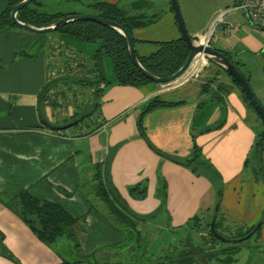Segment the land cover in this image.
Returning a JSON list of instances; mask_svg holds the SVG:
<instances>
[{"label": "crops", "instance_id": "crops-1", "mask_svg": "<svg viewBox=\"0 0 264 264\" xmlns=\"http://www.w3.org/2000/svg\"><path fill=\"white\" fill-rule=\"evenodd\" d=\"M60 1L56 0L54 10L78 12L61 9ZM144 1L148 5L145 11L154 14L164 0ZM234 2L225 0L227 6ZM4 6L6 0H0V16ZM212 18L213 13L192 30V35H202ZM158 19L134 30L139 55L154 51L156 42L180 37L171 15L168 30L155 26ZM226 20L237 23L238 29L229 34L221 30L211 45L237 63L264 106V30L248 22L239 10L228 14ZM68 44L77 51L64 54L76 61L87 62L96 51L93 43L81 42L67 32L53 37L51 33L0 26V234L6 247L0 264H59L67 260L57 245L71 241L62 237L50 245L43 243L23 221L16 202L21 192L57 203L76 218L78 248L84 254L100 245L103 249L100 259L95 253L91 255L95 261L193 264L195 260L172 261L173 255L164 260L155 255L157 258L151 260L148 245L143 252H134L140 243H149V237L133 236L123 241L130 231L143 227L181 230L172 242H193L196 239L191 230L199 224L207 228L218 205L215 224L217 229L227 228L232 221V228L239 232L232 237L233 243L246 241L241 238L260 223L251 235L256 236L252 245H235L240 248L231 264H264V257L258 254L264 251V146L262 151L254 148L262 123L234 81L222 74L210 81L206 76L210 69H206L198 79L177 89L182 95L170 98L172 104L145 111L148 98L169 96L173 91L161 93L158 88L165 84L159 83L117 84L111 60L104 57L105 79L110 84L94 96L93 116L74 124V119H56L53 106L41 94L47 85H61L57 76L61 70L52 62H65L60 55ZM43 121L68 127L52 130ZM88 125L91 127L86 132L74 130ZM97 166L125 208L138 218L129 232L114 225L102 202L92 201L98 199L94 193ZM139 190L144 191L142 195Z\"/></svg>", "mask_w": 264, "mask_h": 264}, {"label": "trees", "instance_id": "trees-1", "mask_svg": "<svg viewBox=\"0 0 264 264\" xmlns=\"http://www.w3.org/2000/svg\"><path fill=\"white\" fill-rule=\"evenodd\" d=\"M19 1L21 0H6V6H4L5 8L0 16V26L2 28L15 27V25L10 20V12L12 7L15 6V4ZM48 6L51 5L44 3L43 0H32L28 6H23L18 10L17 19L32 26L39 27L52 23L60 17H66L68 14H83L80 12L65 13L63 11L54 10L53 7L49 8ZM88 7H92L96 10L97 13L95 16L113 20L122 25L123 28H126L132 37L134 45L137 41L133 35L134 30L152 24L159 17V15L156 13L149 14L145 11V9L148 8V5L144 0H133L128 6L97 0L95 2L89 3ZM55 31L60 33L67 32V34L77 37L81 42L98 44V47L96 48V51L93 53L94 55L90 58V60L87 62L79 60L77 62L78 66L82 68L81 72H83V69H86L87 72L91 74L93 79L92 81H94L93 86L96 87V90H94L95 95L99 94L103 87L110 84L109 81L105 79L106 77L102 63L104 56L110 58L111 60V66L117 84L131 85L132 87L141 86L146 83H153L144 77L136 68V66L133 65L127 53L128 50L126 40H124L125 38L123 35L117 30L106 25L103 26V24L98 22L78 19L63 24ZM155 45L156 49L151 51V53L148 55H139L137 52L136 55L141 65L156 76H169L175 72L183 64L182 62H184L188 54V47L185 41L179 37L172 40L156 42ZM223 53L227 55L225 52ZM66 59L65 62L67 61L68 63V60ZM233 63L237 66V63ZM228 77L230 76L228 75ZM230 78L234 81L236 86L239 85L232 77ZM59 79L62 80L65 79V77L61 76ZM53 85L54 84L47 85L41 94L47 104L56 107L60 100L59 96L54 90ZM238 87L240 88V86ZM242 95L243 98H246V95L243 93V91ZM246 101L249 103L247 98ZM145 102V111L152 110L153 108L159 106L172 104V102L164 100L160 95L152 96ZM259 120L261 122L260 118ZM77 123H79V120L74 121V124ZM140 127L141 123L139 122V128ZM263 146L264 124L262 123V130L258 134L254 148L258 151H262ZM105 179V173L99 167L94 179L96 180V190L94 193H96L98 200H100L105 206L107 215L113 219L110 220L114 223V225H117L115 222H118L119 224L117 226L124 227V229L134 228L138 218L132 216V214L125 208L120 198L115 194V192H113V189L110 188ZM131 191L135 193V190ZM143 192L144 191L139 190L138 194L140 193L139 195H142ZM16 202L20 210L21 218L30 226V228L33 230V233H35L43 243L50 245V243H54L58 238L62 237H65L71 242H76L74 225L77 219L69 214L63 207H60L59 204L40 200L36 198V196L34 197L27 192H21L19 195H17ZM208 225H210V223H208ZM208 225H206L207 235L209 236L208 238L213 240V242L225 241L216 238L215 235L210 231ZM214 225L216 230L219 232L217 225ZM257 230L258 229H256V231ZM229 239L232 238L230 237ZM74 244L75 247L78 246V244ZM5 250L6 247L2 243L0 234V254H4ZM223 252L226 251L224 250ZM230 253L232 252L230 251ZM182 260L186 259H180V262ZM187 261H191V259L188 258ZM59 264L71 263L68 260H62V262Z\"/></svg>", "mask_w": 264, "mask_h": 264}, {"label": "rangeland", "instance_id": "rangeland-1", "mask_svg": "<svg viewBox=\"0 0 264 264\" xmlns=\"http://www.w3.org/2000/svg\"><path fill=\"white\" fill-rule=\"evenodd\" d=\"M76 1V2H75ZM97 0H61L59 5L61 9L64 10H72V11H86L87 14L90 16H95L96 15V10L92 7H85L84 5H87L86 3H91L95 2ZM103 1V0H102ZM132 1V0H129ZM128 0H125V2H120V5H127L129 3ZM179 3L180 7V13L182 14V17L184 19V25L186 26V29L190 35H192V30L201 27L202 24L211 16L213 13V16L218 12V10L224 9L228 4H225V0H177ZM52 6H48L49 8L53 7V5H58L56 0H50L48 3ZM173 8L171 5V2L169 0H164L160 2L157 7H156V14L159 15V19L156 23V27L160 28V31L162 30H168L166 27H168V18L169 15H171L172 20H173V26H175L178 30V26L175 20V16L173 13ZM227 17V16H226ZM179 32V30H178ZM53 37H57V34L60 32L53 31L50 32ZM48 34V33H44ZM159 36L161 34L159 33ZM180 36V34H179ZM162 37V36H161ZM213 36V38H215ZM55 42H58L57 39H55ZM69 48L66 46L62 47V52L63 55H60V57L64 56L66 60H68L64 63L61 60L57 62H52V66L58 67L60 73L57 72V76H64L65 79L60 80L61 85L55 84L54 90L56 91L57 95L59 96V103L56 107H50L53 112L54 116L56 119L60 120H72L74 119L75 121L79 120V123H84L85 118H89L95 109V101H92L95 94L94 90H96V87L93 86L92 81V76L87 72L86 69H83V72H81V67L78 66L77 62L79 59L76 61L74 58H71V55H66L64 53H68L69 51L71 52H76L74 46H71L68 44ZM95 48L98 47L97 43H93ZM151 46H155L154 44L150 43ZM64 46V45H62ZM155 48V47H154ZM106 57V56H104ZM103 57V58H104ZM108 58V57H106ZM204 58V57H203ZM109 59V58H108ZM204 65L200 67L198 71H195L194 74H188L186 75L183 79L176 83L172 84H165L161 85L160 88H158L161 93L164 90H168V92H172L173 94L168 95H163V99L168 101L172 97H180L182 95L181 89L177 90L178 88H182V86H185L189 84L190 82L195 81L196 79L199 78L200 74L206 70L210 69L209 72H207L210 81L214 80L216 78V75L222 74L223 76H228L225 74L224 71H222L218 66L214 65L213 63L209 62L206 58ZM62 60H64L62 58ZM110 60V59H109ZM103 63V59H102ZM105 73V72H104ZM66 74V75H64ZM106 74V73H105ZM80 78V79H79ZM230 78V77H229ZM79 79V80H78ZM151 84V83H150ZM156 84V83H153ZM176 90V91H174ZM167 92V91H166ZM61 104V105H60ZM71 109V111H69ZM96 110V109H95ZM72 114H74L72 116ZM90 114V115H89ZM93 116V115H92ZM89 120V119H88ZM90 124V122H89ZM91 125H88L86 127H80L74 129L77 133H81L83 130L86 132L88 131L87 129H90ZM96 200V202H101L96 198H92V201ZM101 205L104 207L103 203ZM107 214V211H106ZM109 217V216H108ZM112 219L111 217H109ZM113 220V219H112ZM198 221V220H196ZM117 225L119 224L118 222H115ZM229 225L227 228H218L219 232L224 236L228 238L234 237L236 234L239 232L236 231L235 229L232 228V221L228 223ZM156 228V227H155ZM161 228V227H160ZM129 232V229H127ZM147 228L140 227L135 230V232H131L127 234L129 236L128 238H125L123 243H125L129 238L131 237H137V238H150L149 243H140L137 248L134 249V252H140L144 251V247L148 245V256L150 257L151 260L155 259V255H158V259L162 258L161 260H164L165 256H171L172 261L176 259H191V261L195 260L193 264H199L198 261H200L203 264H231L232 259L234 257V254L237 252V249L240 248L239 246H236V244L246 242L247 245L253 243L255 241L256 236H251L248 238L246 241H241V242H229V241H221V242H213L209 236L207 235V228L201 226L200 224L195 226L191 231L195 235L196 239L193 242H186V241H181L178 240V242L175 244V241L172 242L173 238L175 237H180V234H182V231H178L177 229L172 231L166 228H161L160 230L158 228L156 229H150L148 230ZM180 233V234H179ZM170 241V242H169ZM137 242H140L138 240ZM75 242H71L70 244L67 245H57L59 249H62L64 251L66 259L71 263V264H106L101 261H95L94 258H92V254L95 253L94 256H96L97 259H100L99 256H101L102 253H104L101 249V245L98 246L97 250H91L89 253L84 254L81 249L75 247ZM217 243V244H216ZM127 247V246H126ZM124 247V248H126ZM101 249V251H100ZM226 252H223V251ZM114 251V250H113ZM230 251L232 253H230ZM258 254L262 257H264V251L260 250ZM87 255V256H86ZM160 256V257H159ZM85 257V258H84ZM157 258V257H156ZM170 258V257H169ZM159 261V260H158ZM171 261V262H172Z\"/></svg>", "mask_w": 264, "mask_h": 264}, {"label": "water", "instance_id": "water-1", "mask_svg": "<svg viewBox=\"0 0 264 264\" xmlns=\"http://www.w3.org/2000/svg\"><path fill=\"white\" fill-rule=\"evenodd\" d=\"M32 0H21L15 4V6L12 7L11 12H10V20L12 23L17 26L20 29L25 30L26 32L30 33H36V34H44V33H50L58 29L60 26H62L65 23L74 21V20H90L94 22L101 23L106 26H109L110 28H113L117 30L119 33L123 35L126 40V45H127V50H128V55L129 58L131 59L133 65L136 66V68L141 72V74L146 77L148 80L152 81L153 83H159V84H172L180 81L183 79L190 69L192 63L195 59L198 57L206 58L209 62L213 63L214 65L218 66L221 68L223 71L226 72L230 77H232L240 86L241 90L243 93L246 95V98L248 99L250 105L252 106V110L255 111V113L259 116L261 119V123L264 124V106L260 103L258 98H256L255 93L253 92L251 86L249 85V80L245 76L244 73L231 61V59L225 55L222 51L215 49L211 44H205L203 42H200L196 36L190 35L186 29V26L184 25V19L182 17V14L180 13V7L179 3L177 0H169L171 2L172 8H173V13L175 16V20L178 26L179 34L180 37L182 38L187 47H188V54L182 62L183 64L172 74L169 76H156L155 74L151 73L147 69L144 68V66L141 65L140 61L138 60V57L135 52V46L134 42L132 40L131 35L129 32L126 30V28H123L122 25L119 23L106 19L100 16H90L89 14H79V13H72L68 14L63 17H60L56 21L42 25L39 27L32 26L30 24H27L25 22H22L17 19V12L19 9H21L23 6H28V4ZM44 125L52 130H61L65 129L68 126L67 125H53L50 124L46 121H43ZM218 209V205L215 206L212 216V219L210 221L209 229L210 231L215 235L216 238L220 240H225V241H232V239H229L227 237H224L221 235L215 228V218H216V211ZM260 225V223H257V225L246 235L243 236L241 239H246L249 236H251L256 228Z\"/></svg>", "mask_w": 264, "mask_h": 264}, {"label": "built area", "instance_id": "built-area-1", "mask_svg": "<svg viewBox=\"0 0 264 264\" xmlns=\"http://www.w3.org/2000/svg\"><path fill=\"white\" fill-rule=\"evenodd\" d=\"M237 10L243 12L253 26L264 30V0H235L233 5L218 10L208 23L207 30L202 35H197V39L205 44H211L213 36L221 30L229 34L238 29L237 23L226 20L228 14ZM202 59L205 60L203 57Z\"/></svg>", "mask_w": 264, "mask_h": 264}, {"label": "bare ground", "instance_id": "bare-ground-1", "mask_svg": "<svg viewBox=\"0 0 264 264\" xmlns=\"http://www.w3.org/2000/svg\"><path fill=\"white\" fill-rule=\"evenodd\" d=\"M203 61H204V60H203L202 58L198 57V58L195 59L193 62H191L192 65H191L190 69H191V68H195V67H197V66L199 65V63H200V66H199V68H198V70H199L200 67L204 64Z\"/></svg>", "mask_w": 264, "mask_h": 264}, {"label": "flooded vegetation", "instance_id": "flooded-vegetation-1", "mask_svg": "<svg viewBox=\"0 0 264 264\" xmlns=\"http://www.w3.org/2000/svg\"><path fill=\"white\" fill-rule=\"evenodd\" d=\"M249 238V237H248ZM248 238H246V239H248ZM234 239V238H233ZM245 240V239H244Z\"/></svg>", "mask_w": 264, "mask_h": 264}]
</instances>
